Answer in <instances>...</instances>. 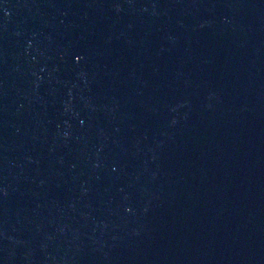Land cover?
<instances>
[{
    "label": "water",
    "instance_id": "1",
    "mask_svg": "<svg viewBox=\"0 0 264 264\" xmlns=\"http://www.w3.org/2000/svg\"><path fill=\"white\" fill-rule=\"evenodd\" d=\"M0 264H264V0H0Z\"/></svg>",
    "mask_w": 264,
    "mask_h": 264
}]
</instances>
